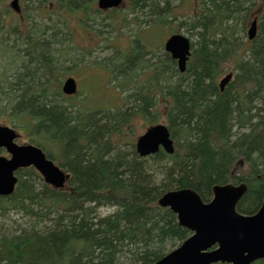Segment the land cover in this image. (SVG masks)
<instances>
[{"label": "trees", "instance_id": "16d2710c", "mask_svg": "<svg viewBox=\"0 0 264 264\" xmlns=\"http://www.w3.org/2000/svg\"><path fill=\"white\" fill-rule=\"evenodd\" d=\"M175 1L125 0L124 8L105 18V27L118 37L134 15L148 28L160 29L180 17L175 11L183 0L177 5ZM22 2L24 20L36 11L46 13L48 22L57 16L66 27L75 15L100 16L96 0H36L33 6L34 0ZM7 13L3 9L2 15ZM183 18L178 29L193 38L185 73L177 71L169 55L163 54L164 62L157 52L147 50L137 38L143 28L137 26L130 46H113L115 53L107 64L118 89L126 92L135 85L126 99L134 104L100 116L79 108L68 111L62 104L64 74L59 56L54 57L60 51L52 45L63 46L61 40L55 43L59 32L52 30L54 25L37 28L22 21L0 27V51H11L21 60L7 92V117L11 123L25 120L35 141L56 147L59 165L71 175L66 191L44 184L38 190L36 182L21 179L13 195L0 198V211L22 208L29 213L25 203H34L56 216L39 232L0 233V264H153L190 236L169 209L158 206L170 191L192 190L209 203L214 186L243 182L247 192L237 211H258L264 200V0H204ZM254 18L257 37L239 57L233 80L220 92L223 65L237 56L227 39H232L234 24L245 33ZM6 34L15 42L24 41L25 48L19 50ZM45 38H52L51 46ZM132 68L136 71L129 84V78L119 75ZM142 74L146 78L139 83ZM68 105L73 108V103ZM161 108L174 154L159 151L140 158L134 144L121 137L130 132L133 118L145 119L149 127L157 124L154 118ZM121 142L128 143L129 152L120 151ZM102 208L113 212L101 215Z\"/></svg>", "mask_w": 264, "mask_h": 264}, {"label": "rangeland", "instance_id": "374dc122", "mask_svg": "<svg viewBox=\"0 0 264 264\" xmlns=\"http://www.w3.org/2000/svg\"><path fill=\"white\" fill-rule=\"evenodd\" d=\"M12 0H0V27L3 25H13L17 24L18 21L16 18L18 15L10 10L7 15H2L3 9H10L9 4ZM204 0H183L180 10H176L178 17L176 20L170 22L167 26L161 27V30L147 27L146 23L143 21L137 20L133 15V21H131L128 27L125 30H121V35L117 37L116 33H110V29L105 26L108 24L107 18L108 16L100 15L97 17L88 16V17H76L73 16L67 21L66 27L62 24V19L53 15L50 17L49 22L46 18V13H37L36 11H30L27 15V20L23 21L26 24L33 25V27L39 28L41 24L48 25L51 27L55 26L52 30L57 33L58 36H54L55 43L58 41H62L63 47H59V45H52V38L48 39L50 34L45 38L47 45L54 47L60 52H58L54 57L59 56V59L62 66L61 72L64 74L62 77V82L66 78H73L78 86V92L76 95L71 97L70 99L62 100V104L67 105L68 111L76 112V109H82L83 113H93L98 114V116L102 115V112L105 110L115 111L116 109L128 110L131 107V104H134L132 100L130 102H126L127 97L132 94L134 84H131L133 81L131 74L136 71V68H132L124 72L125 74H120V78L125 77L129 78L128 89L126 92H122L121 89L117 88V83L113 79H111L110 75V67L107 65L110 62V57L115 53V49L113 47L118 44L120 49H124L128 47V42H130L134 38V33L137 30V26H141L143 29L137 33V38L140 40V43L146 45L148 50H152L153 52H157L162 61H166V58L163 56V41L167 38L168 35L172 33H181L187 37H189L192 41L193 38L190 37L183 29H178V24L180 21L184 20L183 17H186L193 13L198 7L199 2ZM175 5H177L178 1L176 0ZM37 2L34 0L32 2V6L36 5ZM18 5L21 9V13L23 14L24 4L22 0H18ZM63 13V12H62ZM60 13V14H62ZM63 17V16H62ZM129 19L132 18L131 15L128 16ZM14 18V19H13ZM27 21V22H26ZM22 23V22H20ZM18 25V24H17ZM234 31L232 33V39H227L228 41L233 42L234 51L237 52V56L231 59L229 62L223 65L224 72L221 77L225 74L232 72L233 77L235 75V65L241 55L244 56V51L248 47L249 43L246 37V31L241 32L239 24H234ZM248 29V28H247ZM68 32V35L65 37L62 33ZM56 34V35H57ZM136 34V33H135ZM59 37V38H57ZM61 37V38H60ZM12 40L13 43H16L17 48L22 50L24 47L21 42L24 41H14L13 36L6 34V39ZM49 40V41H48ZM54 42V41H53ZM150 48V49H149ZM114 49V50H113ZM60 55H63L60 56ZM15 53L10 52H2L0 51V124L13 126L16 130L20 132L23 136L21 140H32L33 134L28 132L26 128L25 120H19L13 125L8 124L10 119L7 117L9 115L10 109L9 104L7 103V95L10 89V82H14L15 72L17 71V65L21 62V60H16L14 58ZM13 58V59H12ZM147 58H151L148 56ZM53 57H51V61ZM55 60V59H54ZM53 60V61H54ZM65 61V62H64ZM53 65V64H52ZM57 65V64H56ZM59 66V65H57ZM109 69V70H108ZM164 73H168L167 69L164 68ZM116 73V72H115ZM114 72L112 74L113 78L116 75ZM144 73V72H143ZM118 76V77H119ZM167 76V75H166ZM220 77V78H221ZM146 75L142 74L139 83L145 81ZM142 79V80H141ZM220 80V79H219ZM218 80V81H219ZM61 82V83H62ZM8 86V88H7ZM134 94V93H133ZM131 99V98H130ZM70 103H73V108H69ZM3 108H7L8 110L4 113H1ZM156 115L155 122L159 124H164L165 120V111L163 108L160 109ZM133 123L130 129V132L121 137V140L128 141L131 143H135L136 139L144 133V131L149 127V124L145 119L142 118H133ZM128 143L124 145L123 142L120 143L121 152H129L130 148L127 146ZM42 146H44L46 150L52 154L55 162L60 161L59 151L56 147L51 146L45 142H42ZM47 153V152H46ZM48 154V155H50ZM156 169V167H153ZM26 178V179H25ZM24 180L36 182L38 190L39 186L43 184L40 180H36L33 176L32 178L25 177ZM25 208L29 213L25 211V209L14 208L11 210H3L0 211V233L5 236H13L18 235L22 232H39L44 229V227H48L51 225V221L54 220L55 213L52 211H48L47 209L40 208L37 204L25 203ZM113 212L112 208H102L99 210L101 215H107Z\"/></svg>", "mask_w": 264, "mask_h": 264}, {"label": "water", "instance_id": "95a60500", "mask_svg": "<svg viewBox=\"0 0 264 264\" xmlns=\"http://www.w3.org/2000/svg\"><path fill=\"white\" fill-rule=\"evenodd\" d=\"M122 0H98L100 10L118 8ZM19 12L18 1L10 3ZM256 35V20L247 32L249 40ZM164 49L177 61V69L183 73L190 56V41L182 35H173L165 43ZM228 74L219 83L222 92L231 80ZM76 85L72 79L65 81L62 92L72 95ZM15 134L7 128H0V148L16 150L13 144ZM162 150L167 155L174 153L173 140L166 126L158 124L150 127L135 144L140 158H146ZM39 151L26 153L18 151L10 160L0 158V196H10L16 179L13 172L30 163L41 166L47 179L59 177L60 171L46 162ZM213 199L204 204L192 190H175L165 193L158 201L160 208L175 214L180 227L187 229L191 236L179 247L153 264H254L264 260V200L254 215H242L236 206L247 192V184L216 185L212 189Z\"/></svg>", "mask_w": 264, "mask_h": 264}, {"label": "flooded vegetation", "instance_id": "af4514ba", "mask_svg": "<svg viewBox=\"0 0 264 264\" xmlns=\"http://www.w3.org/2000/svg\"><path fill=\"white\" fill-rule=\"evenodd\" d=\"M6 128H8V129H10V131L14 132L15 136L13 139V144L16 146L17 149L16 150H10L9 148H5V147L0 148V158L11 159L13 156L17 155L18 151H22V152L24 151V152L30 153V154L34 153L36 151L41 152L40 145L35 140H26V141L23 140L22 141L21 138H23V136L20 134V132L18 130H16L13 126H8ZM38 155H41V154H38ZM49 161L46 160V162L50 163L51 165H53L54 167H56L60 171L59 177H55V178L51 177V178L47 179L46 176L44 175L43 171L41 170V166L36 165L34 163H30L24 169H17L16 171H14V177L18 181V180L24 179L25 177L32 178V176H33L36 180H39V181L43 180L45 182V184H50L51 186L53 185L56 187L60 186V187H58V189H60L61 186L66 185L65 182H69L71 175L68 172H66L62 168V166L59 165L58 162L56 163L54 161L53 157H50Z\"/></svg>", "mask_w": 264, "mask_h": 264}]
</instances>
